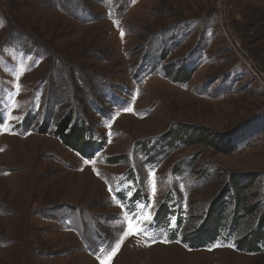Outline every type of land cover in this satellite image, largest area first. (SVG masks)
Returning a JSON list of instances; mask_svg holds the SVG:
<instances>
[{"label":"rangeland","instance_id":"374dc122","mask_svg":"<svg viewBox=\"0 0 264 264\" xmlns=\"http://www.w3.org/2000/svg\"><path fill=\"white\" fill-rule=\"evenodd\" d=\"M186 18L172 76L140 82ZM72 115L77 147L57 130ZM0 120V264H264L263 230L234 226L264 216V0H0ZM224 205L213 241L184 239ZM129 208L171 222L126 235Z\"/></svg>","mask_w":264,"mask_h":264},{"label":"trees","instance_id":"16d2710c","mask_svg":"<svg viewBox=\"0 0 264 264\" xmlns=\"http://www.w3.org/2000/svg\"><path fill=\"white\" fill-rule=\"evenodd\" d=\"M200 22L199 18H186L183 20H180L179 22H174L172 24H170L169 27H167L168 32H161L160 35L158 36V38H156V40L158 41L157 43V48L159 50V55L156 57H152V56H148V64L146 61V58L144 57V59H141V61L137 64V69L134 70V77H136L140 82L142 81L144 76H149L150 74H153V71L149 68V66L153 65L154 63L158 64V68H161L163 70L164 75L173 74V68L171 65H169L168 63V58L170 57L169 52L171 53L173 47L177 46L180 44L181 40L177 38L178 34H182L185 33V30L187 29L188 26L193 25V23L198 24V22ZM190 28L192 29V27L190 26ZM190 29V30H191ZM192 31V30H191ZM178 40V41H176ZM163 62V63H162ZM169 70L170 72L168 73ZM163 75V76H164ZM172 76V75H171ZM72 116H70V118H68L67 120H65L63 123H61L58 127V133L59 136L61 138H63V140H65L69 145H73V146H78L77 144L79 143H83L84 142V130L83 128H75L73 129V122H72ZM46 126V124H44ZM83 130V131H82ZM173 143V142H170ZM98 144V143H97ZM145 144V143H144ZM149 144H151L149 142ZM149 144H145V148L147 149ZM98 147L96 146V149ZM155 148L151 149V152L153 154L152 157L157 155V152H154ZM238 187V185H237ZM239 191L242 190V188L238 189ZM228 191H230L228 189ZM147 195L144 193H141L139 189H137L135 191V193L133 194V196L130 198L132 202L134 201H139L142 199H146ZM226 205L219 207L216 212H215V216H214V221L212 224V227L208 230L205 231V235L202 236H197L195 237H190L189 233L183 232V236L184 239L188 238L189 240H191L194 243H197L198 245L202 244H206L210 241H213V239L216 238V236H218L220 234V230H219V226L225 224V220H226V212H227V206ZM165 210H167L164 213H157L156 216L154 217V221L156 222V220H158V222H161V224H166L169 225L171 222V210H168L165 208ZM238 214L236 216V218H234V226L241 228L243 225L247 224L246 222L248 221L249 224L248 226L253 227L254 223H256L259 228L261 229V231L263 230V235L259 236V239L264 242V216H263V222L261 225H259L258 221H259V217L256 215V211L255 210H248V209H241V207H238ZM178 213V211H177ZM264 215V214H263ZM247 219V220H246ZM157 223V222H156ZM179 223L182 225V216L180 215L179 217ZM191 227H193L191 225ZM186 233V234H185ZM236 235L235 231H233L232 233L227 234V236H233ZM258 237H256V240L251 243L249 242H245L248 240V238L246 240H241L239 242V248L240 247H244L242 250L244 249H254V251L257 250H261L260 248H258V242L256 244V241ZM242 243H245V246H242Z\"/></svg>","mask_w":264,"mask_h":264},{"label":"snow or ice","instance_id":"6c2138e0","mask_svg":"<svg viewBox=\"0 0 264 264\" xmlns=\"http://www.w3.org/2000/svg\"><path fill=\"white\" fill-rule=\"evenodd\" d=\"M121 36H123V31H121ZM16 87L18 89L19 85L17 84ZM6 122H8V121L0 120V126H2ZM149 176L152 177V181H153L152 185H151V189H152L151 195L155 196L156 184H155V172H154V170L149 173ZM109 191L110 192L114 191L111 186L109 187ZM116 191L119 192V189H117ZM127 194L130 195L131 193H127ZM154 202L155 201H153V203ZM121 206L123 207V205H121ZM140 207H141L142 210H144V209H148L150 207V205L146 203L144 205H141ZM138 216H139V213L134 212L131 208L128 209V215L126 216V219H128V228L125 231L126 235L127 234L141 235V234H146L147 233L148 228L152 224V220L154 219V216L150 212L146 213V218L144 219L143 223H141V221L139 219H136ZM129 217H131V219H136V224H133L131 222V219H129ZM122 230H123V224H122ZM151 242L154 243L155 241L153 240ZM165 242H167V241H165ZM115 250L116 249L113 250V254H114Z\"/></svg>","mask_w":264,"mask_h":264}]
</instances>
